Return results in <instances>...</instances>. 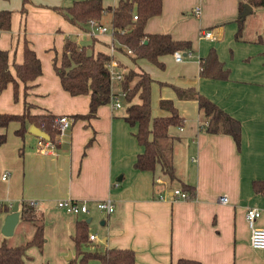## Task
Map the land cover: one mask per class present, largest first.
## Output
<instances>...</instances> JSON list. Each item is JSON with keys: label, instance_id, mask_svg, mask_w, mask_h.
<instances>
[{"label": "crops", "instance_id": "obj_1", "mask_svg": "<svg viewBox=\"0 0 264 264\" xmlns=\"http://www.w3.org/2000/svg\"><path fill=\"white\" fill-rule=\"evenodd\" d=\"M112 1L106 7H114ZM246 0H163L161 15L149 19L144 32L169 34L174 40L190 41L192 56L176 62L173 54L160 61L164 69L148 63H133L130 58L114 51L113 58L120 69L142 70L151 83V117H166L159 108L160 100H171L184 120L181 128L171 127L168 140L172 144V163L177 182L155 185L161 177L154 172L138 171L134 163L143 149L129 126L122 109L119 84L114 87L120 107L111 104L98 108L90 120H73V115L86 114L89 96H70L61 88L55 74L53 58H60L64 39L78 46H91L95 53L110 56L109 34L91 37L87 31L71 25L52 8L61 7L60 0H0V10L12 12L11 29L0 32V50L8 52L9 69L23 60V40L26 39L41 63L42 74L30 83L25 101L34 108L32 114L50 113L66 116L70 128L59 138V147L40 153L37 137L27 132L24 140L15 135L19 123L0 127L6 141L0 146V205L9 212L0 213V244L17 246L14 236L21 235L20 203L36 201L35 215L43 224L45 243L38 250L41 264H67L74 257L71 240L75 223L90 220L87 251L108 249L132 250L135 264H173L189 259L201 264H264V251L249 245L250 229L245 220L246 210L256 208L260 217L255 226L264 227V196L252 190L253 181H264V44L260 42L264 23L247 37L249 24L245 19L241 38L235 19L239 4ZM72 4V3H71ZM22 7L26 13L21 14ZM199 14H194L195 8ZM264 15V9H251ZM111 15L102 24L111 27ZM211 32L212 39L201 37ZM217 44V46H215ZM215 48L224 68L229 70L227 81L203 79L199 76V60ZM155 83H158L154 93ZM18 99L13 100L9 85L0 94V115L20 114L23 110L22 85ZM193 88L206 96L223 111L241 123L240 149L229 135L207 134L200 130L197 103L180 100L174 88ZM92 143L86 147L89 140ZM22 151L23 156L19 155ZM158 173V174H157ZM7 174L5 180L2 175ZM180 183L195 189L194 199L171 200ZM166 192L168 198L159 199ZM221 196L227 198L219 203ZM110 199L111 214L100 211L96 203ZM83 202L88 214H71L58 207L60 201ZM18 203L19 219L11 236L1 228L13 204ZM93 220H95L93 222ZM29 249V248H28ZM26 251V250H25ZM33 259L23 256L22 264ZM91 264H99L93 260Z\"/></svg>", "mask_w": 264, "mask_h": 264}, {"label": "trees", "instance_id": "obj_2", "mask_svg": "<svg viewBox=\"0 0 264 264\" xmlns=\"http://www.w3.org/2000/svg\"><path fill=\"white\" fill-rule=\"evenodd\" d=\"M25 5L28 0H22ZM253 9H264V0H246ZM244 3L239 4L238 16L235 19L237 32L236 40L241 38L246 17H243ZM163 0H118L114 7H103L102 0H73L68 7L52 8L78 29L87 31V22L95 20L102 24L104 16L111 15L110 24L113 30L115 51L130 58L133 63L145 61L164 69L160 58L172 55L174 52L187 54L192 52L190 41L174 40L169 34H147L144 32L147 21L161 15ZM22 7L21 14H25ZM12 12L0 10V32L11 29ZM137 19L134 20L133 17ZM121 31H124L122 34ZM260 42L264 44V28ZM127 50L131 55H127ZM8 52L0 50V94L11 85L13 100L17 101L19 84L22 85L23 110L20 114H1L0 127L5 129L11 122L19 123L15 135L24 140L27 127L35 126L45 132L54 149L59 147V130L55 122L59 116L50 113L32 114L33 105L25 101L30 83L41 76V63L26 39L23 40V60L20 64L13 63V72L9 69ZM111 57L104 53H95L91 46H78L66 38L63 41L60 58L54 57L52 67L59 78L63 91L70 96H89L88 112L73 115V120H90L95 118L99 107L110 103L112 90L110 74L107 68ZM119 64V68H120ZM122 70V69H121ZM123 78L118 83L126 103L125 122L129 126H136L134 137L143 151L136 158L134 168L138 171L154 172L159 169L160 176L169 183L177 182L175 169L172 163V144L168 142L169 129L181 128L184 120L179 116L171 100H160L159 108L168 112L166 117H151V83L148 73L142 70L124 69ZM199 76L203 79L227 81L229 70L219 60L216 49L211 48L207 55L199 60ZM180 100H194L197 103L200 130L207 134L229 135L238 149L241 144V123L223 111L217 104L193 88H174ZM38 139V138H37ZM6 141V135L0 134V146ZM44 141V140H43ZM92 143L88 141L86 147ZM23 156L22 151L19 152ZM180 191L186 193L189 199H194L195 189L191 185L180 183ZM252 190L255 194L264 196V181H253ZM21 219L26 222H35V232L31 240L24 245H0V264H22L25 250L34 246L42 249L45 238L43 224L34 208L28 202L20 203ZM9 212V208L0 205L1 212ZM86 220L75 223L74 234L71 240L74 245V257L67 264H91L97 260L100 264H135V255L132 250L108 249L102 252L87 251L89 245V229ZM173 264H201L189 259H178Z\"/></svg>", "mask_w": 264, "mask_h": 264}, {"label": "built area", "instance_id": "obj_3", "mask_svg": "<svg viewBox=\"0 0 264 264\" xmlns=\"http://www.w3.org/2000/svg\"><path fill=\"white\" fill-rule=\"evenodd\" d=\"M194 14H196V15L199 14V8L198 7L195 8ZM133 19L136 20L137 17L134 16ZM87 25L89 27V30L87 31V33L91 37H95L97 35H103V34H109L111 36L112 42H111L110 48H109L111 60L107 64V68H108V71L110 74L111 90H112V96H111L110 104L114 109L119 108L120 107V100L118 97H116V94L114 92V87L116 84H118L122 80L123 71L119 68L117 61L112 56L114 51H115V49H114L115 43H117L113 37L112 27L107 28L106 26H104L103 24H99L95 20H89L87 22ZM123 32L124 31H121L120 33L122 34ZM201 37L205 38V39H212L213 38L211 32H209V31L208 32L207 31L202 32ZM127 53L131 54V51L127 50ZM191 56H192L191 52L185 54V57L190 58ZM173 57H174L176 62H180V61H182V58L184 56L181 52H174ZM121 95L123 96V94H121ZM55 122H56L58 130H59V138H60L70 128L71 121L66 116H59L56 118ZM36 149L40 153H47V152L53 151L54 146L49 141H45V140L43 141L41 139H38ZM6 177H7V174H3L2 180H5ZM154 183H155V185H159L161 187L166 186V182L163 180L162 177L155 178ZM158 196H159V199L168 198L166 192H164V194L160 192L158 194ZM170 199L171 200H183V201L190 200L189 196L186 193L181 192L179 189L172 190ZM218 201L221 204H225L227 202V198L225 196H221L218 199ZM29 205L32 207H36L38 205V203L36 201H30ZM58 207L62 208L67 213H71V214H75V215L88 214L89 213L87 204L83 203V202H75V201H70V200L60 201V202H58ZM96 207L98 210L106 212L107 214H111L114 210L113 203L110 199H106V200L97 202ZM259 217H260V211L258 209L249 208L246 210L245 220H246L247 225L250 229L249 245L254 250L264 251V227L257 228L255 226V223ZM94 239H95V236H93V235L89 236L90 241H92Z\"/></svg>", "mask_w": 264, "mask_h": 264}, {"label": "rangeland", "instance_id": "obj_4", "mask_svg": "<svg viewBox=\"0 0 264 264\" xmlns=\"http://www.w3.org/2000/svg\"><path fill=\"white\" fill-rule=\"evenodd\" d=\"M61 1V7H68L71 5L72 1L73 0H60ZM76 1H79V0H76ZM113 0H102V4L103 5H109L112 3ZM118 1V0H115V2ZM259 12H262L261 10L259 11H256L253 15L254 16H246V21L247 23L249 24V29H248V36L247 37H255V32L257 30H259V27L264 23V15H260ZM74 38L71 37V41L74 42L73 40ZM127 55H131V54H128ZM143 63H146L148 64L147 62L145 61H142ZM140 62V63H142ZM155 87H154V93L158 94L157 92V88H158V83H155L154 84ZM120 100V99H119ZM122 103V109L126 110L127 108V105L126 103L122 100L121 101ZM158 174V173H157ZM160 175V174H159ZM163 179H165V177L161 176ZM165 181H167V179H165ZM95 220H93L94 222ZM37 225V223L35 222H23L21 223L20 225V230H21V235H16L14 236V239H12L13 243H15L17 246H20V245H24L25 243H27L29 240L32 239L33 237V234L35 232V226ZM0 238H2V236L0 235ZM1 245V244H0ZM29 248V249H28ZM25 251L27 257L30 256V258H32L33 260L29 263H27V261L25 262V264H41V260H39V256L37 257V248L34 247V246H31V247H28ZM24 253V254H25Z\"/></svg>", "mask_w": 264, "mask_h": 264}, {"label": "water", "instance_id": "obj_5", "mask_svg": "<svg viewBox=\"0 0 264 264\" xmlns=\"http://www.w3.org/2000/svg\"><path fill=\"white\" fill-rule=\"evenodd\" d=\"M243 8L244 10L241 13V15L243 17H246L249 14V12H251L252 8L248 4H244ZM215 46H217V44ZM183 56L185 57V54H183ZM29 133L37 137L38 139L45 140V141L49 140L48 135L42 130L36 128L35 126H31L29 128ZM18 219H19L18 203L15 202L13 206L11 207L10 213L4 219V223L1 228L2 235H4L5 237L11 236L14 232L15 226L18 223ZM89 222L90 220H87V223ZM70 259H71V255L69 254L67 257V260H70Z\"/></svg>", "mask_w": 264, "mask_h": 264}]
</instances>
